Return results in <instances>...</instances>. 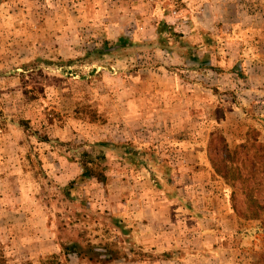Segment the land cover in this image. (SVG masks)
Listing matches in <instances>:
<instances>
[{
  "label": "rangeland",
  "instance_id": "obj_1",
  "mask_svg": "<svg viewBox=\"0 0 264 264\" xmlns=\"http://www.w3.org/2000/svg\"><path fill=\"white\" fill-rule=\"evenodd\" d=\"M109 3L0 0V264H99L67 255L74 241L127 254L108 264H264V0L199 20L175 3L183 37L128 56L121 38L157 35L139 38V9L110 21ZM183 39L210 59L183 57ZM97 47L110 52L81 59ZM219 134L246 182L214 168ZM101 140L155 148L169 180L116 155L105 183L82 179L77 154Z\"/></svg>",
  "mask_w": 264,
  "mask_h": 264
},
{
  "label": "trees",
  "instance_id": "obj_2",
  "mask_svg": "<svg viewBox=\"0 0 264 264\" xmlns=\"http://www.w3.org/2000/svg\"><path fill=\"white\" fill-rule=\"evenodd\" d=\"M169 15V13H166ZM171 16V15H170ZM176 22L172 19L162 18L156 24V38L149 40L128 41V39H120L118 48L123 52L122 56H128L132 47H139V49H169L168 38L164 35L165 32L175 36L183 37L182 34L176 31ZM205 40L209 43V37L205 31ZM180 45L184 49L178 50V53L183 57H189L196 60H209L210 53L206 51L203 57H200L196 52V45L190 43L187 39L180 41ZM208 46V45H207ZM123 50V51H122ZM107 51L104 47H97L87 52L81 57L82 60L93 63L101 60ZM44 141H49V137H44ZM211 161L214 168L223 175L225 179L241 180L246 182V178L242 175L241 171L235 165L238 160L236 155L237 148H229L227 141L222 134L216 139L211 141ZM112 155H116L125 163L135 168L157 166L159 171L167 176V180L171 176L172 167L168 158L161 159L153 147H138L136 144L129 141H108L101 140L94 142L90 145L89 149H83L78 152L76 160L82 168V179H96L101 183L107 181L106 172L108 170V159ZM155 184L158 181L153 178ZM72 184V183H71ZM71 185L65 186L67 188ZM173 196H177L176 194ZM256 203V202H255ZM264 206V205H260ZM108 220L112 224L119 226L121 229L125 228L123 219L110 216ZM61 248L69 255L76 254L80 259H88L90 262L99 264H108L118 258H128L126 253H121L119 249H114L109 243L95 244L91 242L81 243L74 241L70 244H62Z\"/></svg>",
  "mask_w": 264,
  "mask_h": 264
},
{
  "label": "crops",
  "instance_id": "obj_3",
  "mask_svg": "<svg viewBox=\"0 0 264 264\" xmlns=\"http://www.w3.org/2000/svg\"><path fill=\"white\" fill-rule=\"evenodd\" d=\"M110 9L106 13L108 14V19L113 21L115 24L118 21L123 20L127 15H132L133 19L137 20V12L139 9V38L142 36L151 35L155 37L156 23L154 20H161L162 18L175 20V17L168 12L166 14V8L173 6L175 3L179 4L184 10L185 14L191 17L193 20H199L207 15L209 18H215L219 12H226L228 5H232L235 12H239L241 5H243L247 0H110ZM162 3V5H160ZM227 5V7H226ZM112 13V15H111ZM171 15V16H170ZM152 78V77H151ZM158 78V77H156ZM155 77L153 79H145L139 72V86L144 85L145 90L139 93V96L143 94L144 99L149 98L151 94L148 90L149 86L154 83ZM147 87V88H146ZM147 89V90H146ZM198 164V159L191 161ZM193 167V164L190 163ZM190 167V166H189ZM192 167L191 170H192ZM189 180L190 185L185 186V190L195 189L199 187L195 183V178L189 172L184 174Z\"/></svg>",
  "mask_w": 264,
  "mask_h": 264
}]
</instances>
